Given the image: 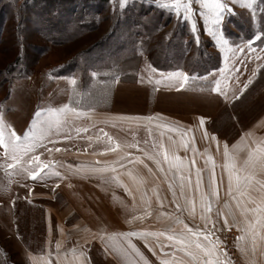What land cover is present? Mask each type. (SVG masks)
<instances>
[{
  "label": "rangeland",
  "instance_id": "obj_1",
  "mask_svg": "<svg viewBox=\"0 0 264 264\" xmlns=\"http://www.w3.org/2000/svg\"><path fill=\"white\" fill-rule=\"evenodd\" d=\"M222 2L231 12L222 14V25H213L201 15L199 4L193 5L191 20H185L182 10L178 15L163 6L170 0H0V119L4 125L22 138L37 112L47 114L49 109L70 105L82 113L63 116L65 131L52 135L57 143L46 139L45 147L23 158L38 155L49 165L35 183L25 179L27 164L8 167L14 161L0 147V264H30L29 255L43 250L46 211L53 224L58 219L64 227L88 222L85 213L95 223L107 211L120 218L128 214L126 199L117 193L120 186L112 177L85 178L86 173L78 174L75 168L71 173L67 167L85 166L71 159L70 153L108 148V137L126 148L154 153L155 130L104 120L107 115L148 118L155 114L161 121L164 113L185 121L195 115L210 121L209 130L228 143L244 134H250L252 141L264 140V70L231 105L264 65V38L256 39L264 35V0H254L251 9L246 0ZM214 31L223 33L226 46L218 43ZM136 55L140 59L132 72ZM123 57L131 59L122 64V75L101 81L96 69L114 67ZM194 69L200 74H191ZM173 72L187 75L188 82L180 88L179 82L155 83L161 73ZM73 78L75 86L70 84ZM217 80L225 95L211 91ZM78 128L87 131L78 134ZM7 136L6 132V142ZM132 144L137 147L128 146ZM66 180L87 185L90 194L81 207L63 191L48 197L35 191L37 185L43 189ZM34 196L48 201L35 205ZM214 213L220 220L216 206ZM237 237L243 235L236 226L221 225L212 231L211 241L219 243L213 258L224 264L247 260L250 264L247 247ZM91 257L94 264H111L96 249Z\"/></svg>",
  "mask_w": 264,
  "mask_h": 264
},
{
  "label": "crops",
  "instance_id": "obj_2",
  "mask_svg": "<svg viewBox=\"0 0 264 264\" xmlns=\"http://www.w3.org/2000/svg\"><path fill=\"white\" fill-rule=\"evenodd\" d=\"M179 88L176 86L175 92H177ZM149 117H152L153 119L150 121L148 119ZM149 117H132L114 112L113 115H107V117L103 119L114 123L133 124L140 126V129L142 130H155V132H157V139L155 141H160L162 138L165 147L169 150L175 151V154L183 159L185 165H190L191 161L195 159V168L186 167L183 170V175L185 177H188L190 172L193 184V192L189 193L187 189H185V199H181L179 188L180 181L175 179L177 176L175 169L169 172L167 165L162 163L161 167L164 169V171L161 172L157 169L154 161L148 159L145 153L138 149L126 148L117 141L113 143L114 145H120V148L117 152L109 151L108 149L111 146L102 150H97L96 152H88L83 149L80 151H73L70 153V158L77 160V163L78 161H81V163L85 164V166L75 167L74 164H68L67 167L71 168V173H73V169L75 168V172L78 174L86 173L83 175L85 178L105 179L116 176L119 178L121 183L128 187L131 195H129V192H126L121 186L119 189H117L118 192L116 190L117 193L124 195L128 208V214H125L120 218L107 211L105 212L106 214L104 213L105 215L103 220H97V223H95L91 221L90 216L85 213L84 216L87 218L86 220L88 222L72 227H64L60 224V222H58V219L56 224H53L51 213L46 211L44 220L45 238L43 250L34 256L29 255L30 264H40L41 258L44 261H47L48 264H94V260L91 256L93 250L95 249L102 252L108 262L111 264H126L124 255L120 251L114 250V248L125 250L128 253L127 260L131 261L132 264H143L139 257H137L135 253L127 248V242L125 239H121L120 234L128 233L130 231H166L170 227L177 229L179 228V226L175 225L173 221L167 216H160L161 212L178 215L184 223L189 225V227L202 231L205 228V222L201 221L199 218V195L194 193V189L196 171L199 169L201 170V176L203 177L202 191L210 192L209 177L213 169L212 164L206 163L208 156H211L212 161L215 164L214 172L218 182V195L212 201V212L208 214L212 222L208 224V229L211 232H216L217 228L221 225L224 227H238L241 229L243 237H245L243 242L247 247L250 258L252 259L251 262L249 261V263L264 264V252L261 251L262 246L259 238H257L255 253H253L251 250V238L245 231H243L246 226L245 217L241 216L240 211L236 207L232 197L228 195V172L223 167L224 146L227 145L229 149H232L233 145H238L241 143L242 138L245 137L246 134L238 137L233 143H228L225 140L217 137L214 132H211L208 128L210 121H205L201 116L193 115L188 121L171 116L168 113H164V121L157 119L155 114H152ZM99 118L101 117H98V119ZM201 118L204 120L202 127L200 125ZM158 124L170 125L179 129V131L185 135L181 137L177 132H168L162 127H157L156 125ZM205 133H207V137H205ZM213 136L216 137L215 141L211 139ZM182 140L188 142L189 146L187 149L180 146ZM147 143L148 145L150 144L149 142ZM248 146L255 147V144L249 138ZM192 148L196 149L195 153L192 151ZM156 151H158V149H155L152 155H154ZM102 152L105 154L101 155L100 153ZM239 155L241 157H246V151H241ZM137 159L142 162L136 163L135 161ZM97 161L100 163L97 164ZM117 161L120 163H116ZM90 162L93 163L88 164ZM121 163L124 164V167L120 166ZM145 165H147V167H145ZM93 167H115L116 171H108L105 173H92L88 171L89 168ZM149 168L152 169L151 172L148 171ZM129 173H131V177L142 178L143 183H135L134 180L129 176ZM42 175L43 174H41L37 179L33 180L29 178V173H26L25 179L28 183H35V181H38ZM256 178L264 182V175H261L259 171L257 172ZM169 183L173 184V189L171 191L168 187ZM79 185L80 190H78ZM79 185L78 182L66 180L59 183H53L52 185L48 186V188L44 186L45 188L43 189L40 188V185H37L35 187V191H39V194H43L44 197H48L51 194L54 195V191L59 193L63 191L68 197L72 195L68 199H74L77 205L81 207L87 198H85V196L90 194V192L86 187H84L87 185ZM154 189L155 193L153 192ZM75 191H78V194H76ZM173 191L176 193L175 203H173ZM259 194V185H256L251 195L253 197H258ZM193 195L195 196V202L197 205L195 218L189 216L187 212L177 213L176 203H179L181 208H185L187 206L186 199ZM35 197L36 196L32 197L33 200L37 199ZM157 197L163 201V207L157 204ZM257 203H259L258 199ZM225 205H228V207L225 208ZM215 206L218 209L219 214H224L223 216L220 215V220L216 219L215 217ZM248 207L252 208L255 207V205L249 204ZM146 211L150 212L151 215L145 216ZM229 211H231L232 215H235L236 217L235 224L232 221V215H229ZM136 216H145V218L143 220H134L133 218ZM255 218L256 214L254 213H249L247 215V220L249 221H254ZM63 219L65 218L63 217ZM225 219L228 221L227 226L225 225ZM129 221H132V223H129ZM168 226L170 227L168 228ZM257 230L259 231V229ZM109 236H115L116 238L115 240L109 241ZM130 239L131 243L134 244L136 249H138L143 255L144 260L147 261V264H161L163 259L171 258V255L165 257L161 254V250L158 246H156V241L154 239L150 240V243L153 246V251H149V248L145 246V241L143 239H138L135 237H131ZM161 243L167 244L169 242L164 241L163 238H161ZM201 243L207 244L204 240H201ZM58 244L59 247L57 246ZM164 252L175 254L178 259H183L185 264H192L190 258L184 256L182 252H177L175 247H166ZM200 258L207 259V257H203L202 254ZM247 261L246 264L248 263Z\"/></svg>",
  "mask_w": 264,
  "mask_h": 264
},
{
  "label": "snow or ice",
  "instance_id": "obj_3",
  "mask_svg": "<svg viewBox=\"0 0 264 264\" xmlns=\"http://www.w3.org/2000/svg\"><path fill=\"white\" fill-rule=\"evenodd\" d=\"M235 2V0H233ZM199 4L201 8V15L205 18V20L209 21L213 25H222L223 23V13L225 11L231 12V9L227 7V5L222 2V0H170V3H166L164 7H171L178 15L183 11L184 19L191 20L193 15V5ZM254 0H246L245 6L251 9L253 7ZM191 28L193 33L196 32V25L193 22L191 24ZM213 35L216 36L218 43L221 46H226L228 41L224 39L223 33L213 32ZM264 35H257L256 39H262ZM153 72L156 71L155 68L151 69ZM161 78L155 80L156 84H168L172 85L176 82L180 83V86H183L188 82L189 77L185 74L179 72H173L168 74L161 73ZM95 76V73L93 74ZM77 81L73 78L70 80V84L75 86ZM251 83V81H249ZM245 89L248 87L245 84ZM211 91L225 95L224 90L221 87L220 81L215 82V88L211 89ZM68 113H74L75 116L79 117L82 113L71 107L70 105H64L58 110L49 109L47 114H43L37 112L36 120H34L33 124L30 126L29 130L24 133L21 138L16 134L15 131L7 128L3 120L0 119V147L4 148L6 154L10 153L11 158L14 163L9 164V168H15L20 164H27L29 167L25 168L24 171L29 173L30 179H37L41 173L45 171L46 168L49 167L47 163L41 161L40 156L31 155L28 160H24L25 156H29L30 153H34L37 148L45 147L44 141L47 139L49 143L55 144L57 141L52 139V135L55 134L59 136L63 131H65V120L62 119L63 116ZM150 121L153 119L152 117L148 118ZM204 124V120L201 118L200 125L201 127ZM157 127H162L168 132H177L181 137L185 134L181 133L179 129L174 128L170 125L166 124H158ZM77 133L81 131H87V129H76ZM8 133L7 142L5 133ZM107 136V133H104ZM250 134H246L245 137L242 138V141L238 145H233L232 149H229L227 145L224 146L223 156H224V169L228 172V195L232 197L233 201L236 204V207L239 209L241 216L245 217L246 226L243 229L248 236L251 238V250L253 253L256 251L257 246V238L261 243V251L264 252V182L258 180L256 178L257 172L261 175H264V140L252 141L255 144V147L248 146V138ZM205 137H207V133H205ZM213 141L216 140V137L213 136L211 138ZM108 144L111 146L108 150L111 152H117L120 148V145L113 144L111 137H108ZM129 147H137L136 144L128 145ZM181 147L187 149L189 144L187 141H181ZM153 149H158L154 155H149L145 153L148 159L153 160L157 166V169L161 172L164 169L161 167V164H166L168 167V171L171 172L173 169L176 170L177 176L175 179L180 181V198L185 199V189L189 193L193 192V184L191 180V175L189 172V176L185 177L183 175V170L187 168H195L196 162L195 159L191 161L190 165H185L183 159L175 154V151L169 150L165 147L163 139L160 141H153L152 144ZM55 151H61L60 148L54 149ZM49 152H52L53 149L49 148ZM192 151L195 153L196 149L192 148ZM241 151H246V157H241L239 153ZM104 155L105 153H100ZM162 158V159H161ZM132 162V161H129ZM136 163H140L139 159L135 161ZM97 164L100 162L97 161ZM116 163H120L117 161ZM207 164H212V173L209 177V187L210 192L202 191L203 186V177L201 176V170L197 169L196 171V179H195V189L194 193L199 195V218L201 221L205 222V228L201 230L194 229L189 227L188 224L184 223L183 220L180 219L178 215H172L168 213L161 212L160 216H167L169 219L173 221V223L179 228L170 227L166 231H130L128 233H123L121 235V239H125L127 242V248L130 249L137 257H139L140 261L143 264H147V261L144 260L143 255L136 249L135 245L131 243V237H135L138 239H143L145 241V246L149 248V251H153V246L150 243V240L154 239L156 241V246H158L161 250V254L165 257L171 255L170 259H163L161 264H185L183 259H178L175 254H169L164 252L166 247H175L177 252H182L184 256L190 258L192 264H224L221 260L214 259L213 257L216 254V251L219 247L218 242H212L211 231L208 229V224L212 223L209 217V213L212 212V201L218 195V182L215 177V164L212 161L211 156H208L206 159ZM121 167H124V164H120ZM147 167V165H145ZM88 171L92 173H105L108 171L115 172V167H93L89 168ZM149 172L152 169H148ZM131 177V173H129ZM135 183L142 184L143 179L137 177H131ZM112 180H114L119 186L123 187L126 192H129V189L126 185L121 183L118 177L113 176ZM259 185V196L253 197L251 195L252 191L255 189V186ZM169 190L173 189V184L169 183ZM155 193V189L153 190ZM173 194V203L176 202V193ZM129 195L131 193L129 192ZM257 199L259 203H257ZM157 204L163 207V201L157 197ZM249 204H254L255 207L249 208ZM186 207L181 208L179 203H176V212L182 213L187 212L189 216L195 218L197 212V205L195 202V196H189L186 199ZM228 205H225L227 208ZM249 213L256 214V218L254 221L247 220V215ZM151 215L150 212L145 213V216ZM220 215H224L220 213ZM229 215H232L231 211H229ZM145 216H136L134 220H143ZM232 221L236 223L235 215H232ZM132 223V221H129ZM228 221L225 219V225L227 226ZM214 227V224H213ZM259 229V231L257 230ZM238 230H241L238 228ZM115 236H109L108 240H115ZM161 238L164 241L169 243L164 244L161 243ZM238 240L245 239V237H237ZM201 240L208 241L207 244H202ZM59 247V244L57 245ZM116 251H120L125 259L126 264H132L131 261L127 260L128 253L119 248H114ZM201 254L203 257H207V259H201ZM40 264H48L47 261H44L41 258Z\"/></svg>",
  "mask_w": 264,
  "mask_h": 264
},
{
  "label": "trees",
  "instance_id": "obj_4",
  "mask_svg": "<svg viewBox=\"0 0 264 264\" xmlns=\"http://www.w3.org/2000/svg\"><path fill=\"white\" fill-rule=\"evenodd\" d=\"M175 53H176L175 50H173L172 55H174ZM129 59H131V58H129ZM129 59H126L125 57L121 58L120 59V62L117 65H115L114 67H109L110 65L107 66V67H98L96 70H97L98 75H102L100 77V79H102L101 81L109 80L110 77H115L117 75H122V72L124 70H121L120 68H122V64L124 65L126 63V61H129ZM139 59H140V57L138 55H136L133 58V61H135V64H134L133 67L131 66L133 68V69H130V70H132V72H135L136 71V69H137V66L136 65H137ZM194 63L197 64V62H194ZM215 68H216V66L214 68L213 67L210 68L209 71H211L212 69H215ZM195 70L196 69H194L193 71H191V74L198 73ZM263 70H264V65L262 67H260V69L257 71V74L255 75V77L252 80V82L248 85V87L246 89H244V91L238 96V98H236V100H233L231 102V105H233L234 102L239 101L241 99V97L245 94V92L258 81V79L260 78ZM206 72L207 71H205L204 73H206ZM198 74H200V73H198ZM86 83H87V80L84 82V84H86ZM42 201L47 202L48 200L47 199L46 200H44V199L43 200H41V199L40 200L39 199H35V200H32V203L35 204V205H38L39 203L42 204Z\"/></svg>",
  "mask_w": 264,
  "mask_h": 264
}]
</instances>
